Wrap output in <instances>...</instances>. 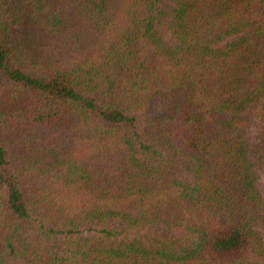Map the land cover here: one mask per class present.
Instances as JSON below:
<instances>
[{"label":"trees","instance_id":"1","mask_svg":"<svg viewBox=\"0 0 264 264\" xmlns=\"http://www.w3.org/2000/svg\"><path fill=\"white\" fill-rule=\"evenodd\" d=\"M0 264H264V0H0Z\"/></svg>","mask_w":264,"mask_h":264}]
</instances>
